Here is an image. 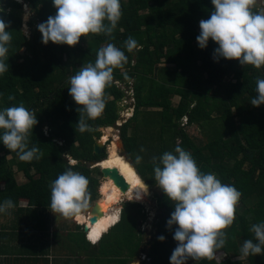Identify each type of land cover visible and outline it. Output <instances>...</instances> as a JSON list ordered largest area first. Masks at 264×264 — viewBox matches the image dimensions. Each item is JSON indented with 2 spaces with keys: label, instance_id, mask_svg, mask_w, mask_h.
<instances>
[{
  "label": "trees",
  "instance_id": "trees-1",
  "mask_svg": "<svg viewBox=\"0 0 264 264\" xmlns=\"http://www.w3.org/2000/svg\"><path fill=\"white\" fill-rule=\"evenodd\" d=\"M23 2L33 8L27 23L29 38L23 33V5L0 0L5 9L0 16L10 22L6 30L12 34L9 70L0 75V109L22 103L36 113L38 123L28 145L37 146L43 155L25 162L0 143V202L11 199L15 205L0 216L7 220L6 224L0 221V254L8 251V243L1 241L26 240L29 246L20 250L22 253L42 255L48 241L42 242L50 238L44 215L50 209L49 185L67 167L88 178L89 204L97 199L98 176L102 175L99 168L88 166L103 159L98 166L107 162L105 152L93 153V145L101 137L98 129L114 127L119 117L117 104L124 94L117 82L131 86L134 98L133 116L118 128L126 158L144 183L159 191L154 232L146 241L139 228L146 212L133 198L123 203L119 222L96 245L85 241L77 225L81 230L69 232L68 241L91 263L105 259L109 264H130L146 254L147 261L141 264H170L177 244L173 239L176 225L168 227L166 221L174 202L155 183L152 157L180 144L202 172L216 173L222 183L233 184L241 193L235 220L224 229V246L212 259L195 264H264V254L235 260L244 239L254 238L251 225L264 221V103H250L256 95V78H264V66H242L236 59L223 57L214 60L217 45L211 40L205 48L198 47L199 20L207 19L213 10L211 0H121L122 16L111 37L89 33L73 46L41 42L36 26L55 14L52 0ZM261 8L264 0L256 10ZM129 36L136 39L139 50L127 52L124 42ZM109 42L124 50L128 61L123 68L114 69L113 81L105 89L102 115L87 120L92 131L80 132L76 124L80 106L68 93L69 77L94 62L97 50ZM174 97L179 98L176 107L172 105ZM183 118L186 125H182ZM187 127H195L200 137L190 136ZM136 155L142 157L139 164ZM67 158L76 165H69ZM13 167L23 174L25 183L16 180ZM32 171L38 177L30 174ZM22 201L27 202L25 207L19 205ZM58 235L55 232L54 241ZM160 235L165 237L163 241L157 239ZM222 254L226 257L218 262Z\"/></svg>",
  "mask_w": 264,
  "mask_h": 264
},
{
  "label": "clouds",
  "instance_id": "clouds-1",
  "mask_svg": "<svg viewBox=\"0 0 264 264\" xmlns=\"http://www.w3.org/2000/svg\"><path fill=\"white\" fill-rule=\"evenodd\" d=\"M15 1L24 3L23 0ZM257 3L258 0H211L213 10L207 19L199 20L200 32L196 37L198 47L205 48L211 40L217 45L213 50L214 60L221 57L236 59L242 66L252 65L260 69L264 66V8L256 10ZM52 4L56 9L55 14L36 26L44 44L51 41L73 46L81 36L89 33L111 37L122 16L121 0H52ZM22 5H25L23 19L26 21L30 10L27 4ZM4 11L0 6V13ZM9 23L0 16V75L9 70L8 52L12 40L11 31L6 30ZM24 27H27L26 24ZM124 46L129 53L140 48L131 36L124 42ZM127 61L125 51L109 42L97 50L94 62L80 67L69 77L68 93L80 106L77 111L81 115L76 123L80 132L92 131L87 120L102 115L106 106L105 89L113 81L114 69L123 68ZM9 99L14 97L9 96ZM250 103L253 106L264 103V78H256V95ZM131 108L130 115L124 111L119 114L115 123L118 128L133 116L134 107L131 105ZM37 123L36 113L22 103L0 109V143L10 151H15L22 161L39 159L43 155L40 149L35 145L29 148L28 145L29 135L33 134L32 130ZM186 123L187 119L183 118L182 125ZM141 160L142 157L136 155V163L139 164ZM152 161L155 183L169 201L174 202V210L166 221L168 227L176 225L173 239L177 244L169 257L170 264H186L189 258L194 261L212 259L216 250L226 242L224 229L235 220L240 191L233 184L222 183L216 173L202 172L192 154L180 144L172 151H164L159 157L153 156ZM129 171L132 169L129 168ZM88 185L86 176L67 167L49 185L51 211L66 218L87 215L89 210L82 212L91 206ZM147 188L144 179L138 175L135 184L127 189L126 199H140L141 191L147 192ZM14 206L11 199H6L0 202V213ZM117 219L114 225L119 222L120 213ZM75 225L81 227L83 232L84 224L80 225L75 220ZM249 230L254 238L244 239L239 259L264 254V221L253 223ZM88 231L83 233L91 246L96 245L108 232L92 242ZM157 239L163 241L165 237L160 235ZM146 257V254H141L136 259L138 262L134 261L141 264Z\"/></svg>",
  "mask_w": 264,
  "mask_h": 264
},
{
  "label": "rangeland",
  "instance_id": "rangeland-1",
  "mask_svg": "<svg viewBox=\"0 0 264 264\" xmlns=\"http://www.w3.org/2000/svg\"><path fill=\"white\" fill-rule=\"evenodd\" d=\"M261 5H262V0H258V3H257L256 6H261ZM24 6L22 7V25H23L22 27H23V33H24V35L29 38L30 37V30H29L28 27L25 28L24 25L26 24V26H27L28 21L33 16H32V13L30 11V14L28 15L27 20L25 21L23 19L24 15H25V11H26ZM169 68H171V66H169ZM117 87L124 94L123 99L117 104L118 105V108H119L118 114H121V112H123L125 108H129L132 104H133V107H134V102L132 103V99H131V96L133 94H132L131 86L125 87L122 84H118ZM178 102H179V98L178 97H174L172 99V105L174 107L177 106ZM122 123H123V121H122ZM107 129H110V131H111L110 134L107 133V131H106ZM46 130H47V128H44V131L45 132H47ZM98 131L100 132L101 137H104L105 136V141H104V145H103L104 146V151L103 152L106 153V156H107V159H108V157H109L108 156V148L111 145V143H113L114 138H117V140L120 141V135H119L118 126L115 125L114 127H108V128L102 127V128H99ZM186 131H187V133H189L190 136H192V135L193 136H197V139L200 137V133H199V131L195 127H187L186 128ZM96 141L97 140H95V142ZM116 145L118 147V143H116ZM117 152L120 154L118 156L119 159L123 157V158H125L127 160L126 154H125L123 148H119ZM7 158L10 159V156H8ZM73 162H75V161L71 160L70 158H67V163L69 165H76V162L75 163H73ZM88 167H89V169H95L94 168V165H91V164ZM116 167L117 168H115V169H117L118 172L121 173L122 170L120 169V167H118V166H116ZM13 171H14V174L16 176V180L19 183H25L26 178H24L23 174L22 173H17L15 167H13ZM30 174H32L35 177H38L37 174H34V171L30 172ZM92 175L94 177L97 176L96 174H92ZM98 179H99V185H98V188H97L98 197H97V199L95 201H97L100 198V191H99L100 184L103 181H105V179H103L102 177H99V176H98ZM158 193H159V191H158V188L157 187H153V188L148 187L147 188V192H144V193L140 194V199H137V200L140 201L138 203L143 206V208L145 209V212H146V217L143 219V222L140 224V227H139L140 230L144 233V238H145L146 241H149L150 240V237L153 235V232H154L153 231V225H154V222H155V219H156L157 215L159 214L158 205H157V198H156V196H157ZM126 198L123 199V200H121L119 203L114 204V208L112 207L114 210L118 211L117 214L120 213V209H121L123 203H125L127 201H130V200H127ZM19 205L22 206V207H25L27 205V202L26 201H22V202L19 203ZM2 215H3V213H0V216L1 217H2ZM44 215H45L46 219H48L47 220V224L49 226L48 233L50 235L56 232L57 234L59 233L58 237L61 238V237H65V235H63L64 232L65 233H69V232H73L74 231V225H75V218L74 217H72V218H66V217L62 216L58 212L54 214L51 211V209H48V211L46 212V214L44 213ZM7 217H9V216H7ZM0 221H1V223H3V218H1ZM24 223L25 222H23V224ZM4 224H6V222ZM67 244H69V242L65 239V245H67ZM74 245H75L74 242L71 243V245H70L71 247H69V248H68V245H67L65 247V250L67 252H73V253L76 252V250H75L76 248H75ZM225 257L226 256L222 254V256H218L217 257V261L220 262ZM240 259H244V258H240ZM240 259L238 257L235 260H240ZM200 260L194 261L193 259L189 258L186 262L188 264H195V263L199 262ZM146 261L147 260L145 259V262ZM93 263H96V264H109V263H107L105 261V259H102V260H99V261H96V262H92V263L88 261L86 264H93ZM132 264H136V262L134 261ZM138 264H140V263H138Z\"/></svg>",
  "mask_w": 264,
  "mask_h": 264
},
{
  "label": "bare ground",
  "instance_id": "bare-ground-1",
  "mask_svg": "<svg viewBox=\"0 0 264 264\" xmlns=\"http://www.w3.org/2000/svg\"><path fill=\"white\" fill-rule=\"evenodd\" d=\"M107 133H111L110 129L106 130ZM105 136L101 137L98 141V144L104 145ZM118 143V147L121 148L120 141L117 140V138H114L113 143L108 148V162H105L101 166H98L99 168H116V166L120 167L122 172L120 175L123 176L125 181L128 183L129 188H131L135 184L136 180V173L133 169L132 165L128 162L125 158H118L120 155L118 151V147L116 145ZM129 168L132 169V171H129ZM100 198L98 199V205L100 210L103 212V216L94 224L90 226V230L88 231V236L90 239V235L93 233H99V237L102 236L104 233L108 231V229L114 225L117 222L118 217V211L114 210V204L119 203L121 200L125 199L126 192L121 193L119 189L113 184V182L110 179H105L100 184ZM135 193V189L133 190ZM144 193V191H141L140 194ZM135 198V197H134ZM113 207V208H112ZM75 220L81 225L88 223V217L87 215L80 214L78 217H75ZM98 237V238H99ZM98 238L96 240H98ZM92 242V239H90Z\"/></svg>",
  "mask_w": 264,
  "mask_h": 264
},
{
  "label": "crops",
  "instance_id": "crops-1",
  "mask_svg": "<svg viewBox=\"0 0 264 264\" xmlns=\"http://www.w3.org/2000/svg\"><path fill=\"white\" fill-rule=\"evenodd\" d=\"M8 220L10 221V219ZM5 222L7 223V220L3 219V223ZM78 231V228L74 225L73 232L77 233ZM18 234H20V230L16 232L15 235L18 236ZM54 235L55 233L51 235L49 234L50 238H45V240H43L42 244L48 241V245H44V247H42V255H37L39 253L26 254L20 251L24 248H28L29 245L27 242L29 241H1V244L8 243V251L4 250V252L0 254V264H86L88 262V257L83 252L78 251L77 249H75L77 252L74 253L67 252L65 250V247L67 245L70 246L72 243L68 241L69 233L64 232L63 235H65V237H57L56 241H54ZM65 239L69 242V244L65 245Z\"/></svg>",
  "mask_w": 264,
  "mask_h": 264
},
{
  "label": "water",
  "instance_id": "water-1",
  "mask_svg": "<svg viewBox=\"0 0 264 264\" xmlns=\"http://www.w3.org/2000/svg\"><path fill=\"white\" fill-rule=\"evenodd\" d=\"M27 7L30 11H32L33 8L31 4H27ZM120 144L122 146L121 148H123V144L121 141H120ZM103 151H104V146L98 144V140H97L93 145V153L96 155H99ZM103 160L92 162L91 165H94V168H99L97 164H99ZM99 170L102 175V178L110 179L121 193H125L127 191V189L129 188V185L125 181L123 176L120 175L117 169L99 168ZM102 216H103V212L100 210L99 205H98V200H97L93 204H91V206L89 207V211L87 213L88 223L84 224L83 232L86 233L90 229V226L94 225Z\"/></svg>",
  "mask_w": 264,
  "mask_h": 264
},
{
  "label": "built area",
  "instance_id": "built-area-1",
  "mask_svg": "<svg viewBox=\"0 0 264 264\" xmlns=\"http://www.w3.org/2000/svg\"><path fill=\"white\" fill-rule=\"evenodd\" d=\"M118 84H119V83H117V86H118ZM132 94H133V93H132ZM131 99H132V103H133V102H134L133 95L131 96ZM132 106H133V104H132ZM129 111H130V112L132 111L131 106H130L129 108H125V110H124V112H125L126 115H130V114H129Z\"/></svg>",
  "mask_w": 264,
  "mask_h": 264
},
{
  "label": "snow or ice",
  "instance_id": "snow-or-ice-1",
  "mask_svg": "<svg viewBox=\"0 0 264 264\" xmlns=\"http://www.w3.org/2000/svg\"><path fill=\"white\" fill-rule=\"evenodd\" d=\"M98 237H99V233H93L90 235V239H92L93 241H95Z\"/></svg>",
  "mask_w": 264,
  "mask_h": 264
},
{
  "label": "flooded vegetation",
  "instance_id": "flooded-vegetation-1",
  "mask_svg": "<svg viewBox=\"0 0 264 264\" xmlns=\"http://www.w3.org/2000/svg\"><path fill=\"white\" fill-rule=\"evenodd\" d=\"M127 163H128V161H127ZM117 168V167H116ZM137 175V174H136Z\"/></svg>",
  "mask_w": 264,
  "mask_h": 264
}]
</instances>
